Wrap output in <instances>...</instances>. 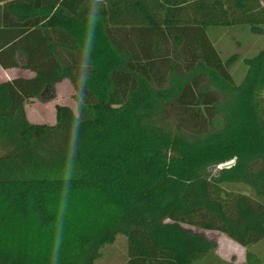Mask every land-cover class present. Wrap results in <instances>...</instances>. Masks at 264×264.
Here are the masks:
<instances>
[{
    "label": "trees",
    "instance_id": "1",
    "mask_svg": "<svg viewBox=\"0 0 264 264\" xmlns=\"http://www.w3.org/2000/svg\"><path fill=\"white\" fill-rule=\"evenodd\" d=\"M264 0H0V264H233L202 231L264 240V48L236 83L211 32ZM67 80L76 111L25 104ZM213 167H221L211 170ZM235 186L245 189L236 190Z\"/></svg>",
    "mask_w": 264,
    "mask_h": 264
},
{
    "label": "rangeland",
    "instance_id": "2",
    "mask_svg": "<svg viewBox=\"0 0 264 264\" xmlns=\"http://www.w3.org/2000/svg\"><path fill=\"white\" fill-rule=\"evenodd\" d=\"M213 43L223 59L230 56H237V61L230 68L236 83H240L246 71L244 60L256 55L264 48V33H253L249 27H232L218 29L211 32ZM31 74L22 70H4L0 68V82L11 80L16 77H30ZM74 90L72 85L63 81L48 90L42 98L31 99L25 104L27 120L31 124L54 125L56 122V106H68L76 111V104L73 100ZM3 152L0 151V154ZM236 190L245 189L235 186ZM206 237L217 243L220 254L227 259L235 256L232 261L242 264L245 260V251L240 245L223 234L209 231H202ZM251 250L259 256L264 264V240L253 245ZM127 263V243L123 236H119L116 241L105 247L102 257L97 264H126Z\"/></svg>",
    "mask_w": 264,
    "mask_h": 264
},
{
    "label": "crops",
    "instance_id": "3",
    "mask_svg": "<svg viewBox=\"0 0 264 264\" xmlns=\"http://www.w3.org/2000/svg\"><path fill=\"white\" fill-rule=\"evenodd\" d=\"M11 70H19V69H11ZM16 78H17V77H16ZM13 79H14V78H13ZM218 248H219V246H218ZM242 249H244V251L246 252L245 248L242 247ZM216 254H217V256H218L219 258H221V259L224 260V261L232 262L233 264H237V262L235 263V261H232L233 258H234L235 256H232L230 259H227L226 257H224V256H222V255L220 254V252H219L218 249L216 250ZM242 264H245V260L242 262Z\"/></svg>",
    "mask_w": 264,
    "mask_h": 264
},
{
    "label": "water",
    "instance_id": "4",
    "mask_svg": "<svg viewBox=\"0 0 264 264\" xmlns=\"http://www.w3.org/2000/svg\"><path fill=\"white\" fill-rule=\"evenodd\" d=\"M221 167H213V168H211V170H217V169H220Z\"/></svg>",
    "mask_w": 264,
    "mask_h": 264
}]
</instances>
